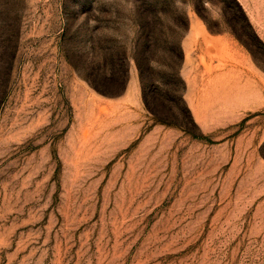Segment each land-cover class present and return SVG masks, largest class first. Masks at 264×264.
<instances>
[{
	"label": "rangeland",
	"instance_id": "rangeland-1",
	"mask_svg": "<svg viewBox=\"0 0 264 264\" xmlns=\"http://www.w3.org/2000/svg\"><path fill=\"white\" fill-rule=\"evenodd\" d=\"M0 264H264V0H0Z\"/></svg>",
	"mask_w": 264,
	"mask_h": 264
},
{
	"label": "trees",
	"instance_id": "trees-1",
	"mask_svg": "<svg viewBox=\"0 0 264 264\" xmlns=\"http://www.w3.org/2000/svg\"><path fill=\"white\" fill-rule=\"evenodd\" d=\"M137 66H138L139 74H140V77H141V80H142V83H143V81H144L143 68H142V65L140 64V61H139V60L137 61ZM171 74H175V75H176V74H177L176 69L173 68ZM144 100H145V102H146V104H147L149 110H150V111H151L156 117H158V116H159V115H158V111H157L154 107H152V106L150 105V103H149V101H147V99L144 98ZM158 118H159V117H158Z\"/></svg>",
	"mask_w": 264,
	"mask_h": 264
}]
</instances>
